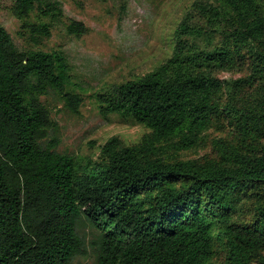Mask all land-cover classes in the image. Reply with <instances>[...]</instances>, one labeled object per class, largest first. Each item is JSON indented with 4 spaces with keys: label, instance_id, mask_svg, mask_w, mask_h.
I'll use <instances>...</instances> for the list:
<instances>
[{
    "label": "trees",
    "instance_id": "16d2710c",
    "mask_svg": "<svg viewBox=\"0 0 264 264\" xmlns=\"http://www.w3.org/2000/svg\"><path fill=\"white\" fill-rule=\"evenodd\" d=\"M14 1L22 27L49 34L28 22L37 0ZM193 8L206 27L183 18L167 58L97 92L102 115L149 132L128 145L111 137L94 160L47 141L57 124L42 96L56 91L78 113L64 52L19 49L0 24V264H74L88 248L94 264H264V0ZM41 12L63 15L58 1ZM66 30L87 28L70 20ZM212 126L227 134L181 159Z\"/></svg>",
    "mask_w": 264,
    "mask_h": 264
},
{
    "label": "rangeland",
    "instance_id": "374dc122",
    "mask_svg": "<svg viewBox=\"0 0 264 264\" xmlns=\"http://www.w3.org/2000/svg\"><path fill=\"white\" fill-rule=\"evenodd\" d=\"M58 1L63 15L52 20L41 11L46 4ZM197 0H37V8L28 22L44 23L46 35L38 27L24 28L14 15V0H0V24L10 34L19 49L61 50L70 65L65 91L79 96L78 113L65 106L62 95L49 91L41 97L51 118L57 124L48 140H58L54 150L60 153L97 159L102 146L111 137L124 145L134 144L149 132L116 114L102 115L97 92L104 86L134 79L153 70L167 58L174 45L173 32L187 16L192 26L206 27V20L193 8ZM204 1V0H202ZM40 8V9H39ZM70 20L82 22L87 31L76 37L67 33ZM215 41L219 35H214ZM203 44L198 39L187 41ZM186 42V41H185ZM214 43V42H213ZM220 79L241 75L237 70L216 71ZM227 134L225 128L212 126L206 131V144L198 149L182 151L181 159H197L211 151L210 141ZM95 254L78 256L74 264H94Z\"/></svg>",
    "mask_w": 264,
    "mask_h": 264
}]
</instances>
